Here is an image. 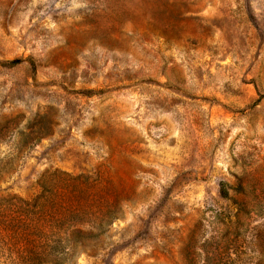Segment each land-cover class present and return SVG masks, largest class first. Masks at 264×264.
<instances>
[{
	"label": "rangeland",
	"instance_id": "374dc122",
	"mask_svg": "<svg viewBox=\"0 0 264 264\" xmlns=\"http://www.w3.org/2000/svg\"><path fill=\"white\" fill-rule=\"evenodd\" d=\"M0 264H264V0H0Z\"/></svg>",
	"mask_w": 264,
	"mask_h": 264
},
{
	"label": "trees",
	"instance_id": "16d2710c",
	"mask_svg": "<svg viewBox=\"0 0 264 264\" xmlns=\"http://www.w3.org/2000/svg\"><path fill=\"white\" fill-rule=\"evenodd\" d=\"M19 62V59H14L11 60V64H16ZM67 175V174H66ZM46 179V177H45ZM76 179H78L76 177ZM72 185H76L77 190L79 194L76 195L77 201L80 197V194L82 192L81 189H78V183L76 184L75 179H72ZM43 187V193L40 195L36 196L35 198L31 200H25V199H20L21 201V206L23 207V210L26 213H30L33 211V209L36 210V214L38 213H45L47 210H52L57 207L63 206L61 203H57V201L54 200V197L57 195V190L49 188L48 186H45L42 184ZM64 207L68 210L69 214L71 215L70 218L73 219L72 222L64 229V232H67L65 239L67 240L68 244L70 245L69 252L71 250H75L76 247L80 244L83 243V241L87 239H92L104 230V225L107 222H104L103 219H100L99 222L92 221V222H77L76 218L77 215L86 212L85 209V204L83 202H73L69 199H64ZM69 221V220H68ZM87 223V224H86ZM38 231L39 235L38 237H44V234L42 232V227L40 228L38 225ZM26 237H31V235L28 233L25 235ZM58 240L56 241L57 243L60 242L61 237H57Z\"/></svg>",
	"mask_w": 264,
	"mask_h": 264
}]
</instances>
